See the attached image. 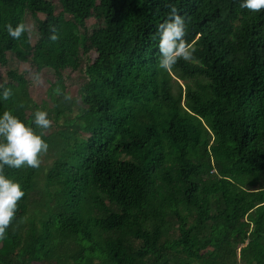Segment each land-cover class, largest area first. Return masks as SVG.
<instances>
[{"label":"trees","instance_id":"trees-1","mask_svg":"<svg viewBox=\"0 0 264 264\" xmlns=\"http://www.w3.org/2000/svg\"><path fill=\"white\" fill-rule=\"evenodd\" d=\"M169 3L195 49L171 72ZM9 23L28 30L14 41ZM0 84V113L47 111L54 157L4 168L25 195L0 264H264V9L0 0Z\"/></svg>","mask_w":264,"mask_h":264},{"label":"clouds","instance_id":"clouds-1","mask_svg":"<svg viewBox=\"0 0 264 264\" xmlns=\"http://www.w3.org/2000/svg\"><path fill=\"white\" fill-rule=\"evenodd\" d=\"M240 7L258 12L264 9V0H239ZM167 17L156 29L159 50L158 68L171 72L179 60L190 61L193 58L194 47L185 40L187 24L186 18L174 3L167 5ZM7 34L12 40H19L28 30L24 23L13 26L5 25ZM58 37L53 32L50 37ZM12 95L8 87L0 84V102L6 101ZM68 99L69 97H65ZM51 126L47 111L37 109L31 123L10 111L0 113V237H2L12 222L18 207V201L25 195L19 181L8 178L4 168H21L27 166L38 168L40 156L48 150V143L44 139V130Z\"/></svg>","mask_w":264,"mask_h":264},{"label":"rangeland","instance_id":"rangeland-1","mask_svg":"<svg viewBox=\"0 0 264 264\" xmlns=\"http://www.w3.org/2000/svg\"><path fill=\"white\" fill-rule=\"evenodd\" d=\"M94 56V55H93ZM30 68V65L29 66H26V65H21L19 68L20 69H26V68ZM36 85H38V86H41L42 84H43V79H39V80H37L36 82ZM78 109V106H75V111ZM45 157V155H42V158H44ZM53 156H49L48 158H46V160H44V159H41V162H43V163H52V161H53Z\"/></svg>","mask_w":264,"mask_h":264}]
</instances>
